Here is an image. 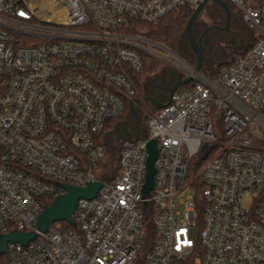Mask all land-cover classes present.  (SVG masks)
Wrapping results in <instances>:
<instances>
[{
  "label": "built area",
  "instance_id": "obj_1",
  "mask_svg": "<svg viewBox=\"0 0 264 264\" xmlns=\"http://www.w3.org/2000/svg\"><path fill=\"white\" fill-rule=\"evenodd\" d=\"M202 1L0 0V234H36L8 242L0 264H264V0H227L255 32L217 75L170 60L194 81L164 106L131 75L143 53L166 59L131 26ZM129 102L139 135L129 124L116 140ZM91 181L74 225L37 228L60 183Z\"/></svg>",
  "mask_w": 264,
  "mask_h": 264
},
{
  "label": "water",
  "instance_id": "obj_2",
  "mask_svg": "<svg viewBox=\"0 0 264 264\" xmlns=\"http://www.w3.org/2000/svg\"><path fill=\"white\" fill-rule=\"evenodd\" d=\"M209 0H204L199 3L191 12L190 16L188 17L184 28L179 36L178 43L186 37L194 56L196 57V63L193 69L197 72L202 71L203 66V47L200 45L199 40L194 38L192 33V24L194 20L199 15L200 11L204 8L205 4ZM217 6L223 8L228 13V5L225 0H211ZM191 65V64H190ZM172 74L176 75V78L172 83H170L164 90L166 94L165 101H158L153 98L152 95L146 94L144 96L145 100L150 101L156 108H160L165 104L170 102V97L172 93L178 89L179 87L187 84L192 80V76L187 75L183 76L181 72L174 71L173 69L167 67ZM129 108V115L132 117L134 123L131 125V129L135 132L136 137L139 135L141 119H140V112L137 107L132 105L131 102L128 103ZM126 121H117L112 128V134L118 139H130V133L128 131ZM111 147L114 148L115 146L111 144ZM209 147V145H207ZM147 157L145 162V182L143 185V193L145 195L149 194L150 189L153 186V175L155 172L154 161L157 156V148L155 145V140L150 139L146 145ZM205 153L201 154V157H204ZM59 186L62 188L63 192L54 196L53 201L50 205L45 206L41 213L37 218V228L40 231H45L49 225V223L54 221H66L70 225H74V221L72 219V213L76 207L77 200L79 198H92L94 197L95 193L97 192L100 182L99 181H91L87 183L85 186H71L67 184L60 183ZM34 232H21L17 230H12L4 234H0V253H2L6 249V244L8 242H19L23 245H26L28 241L32 240L35 237Z\"/></svg>",
  "mask_w": 264,
  "mask_h": 264
},
{
  "label": "flooded vegetation",
  "instance_id": "obj_3",
  "mask_svg": "<svg viewBox=\"0 0 264 264\" xmlns=\"http://www.w3.org/2000/svg\"><path fill=\"white\" fill-rule=\"evenodd\" d=\"M225 1L228 5V13L223 8L214 4V11L212 14L204 13V16L202 14V11L204 10L203 8L192 24V33L194 38L199 40L200 45L203 47V65L209 57L210 61L213 62L215 58H219V55H227L228 52L226 47L235 43L237 38H239L238 30L243 27L247 28L245 24L239 23L240 21H238V19H241V17L234 5L227 0ZM200 14L203 16H200ZM199 17H204V20H200ZM178 40L179 37L177 38L175 44L178 51L183 54L194 55L186 37H184L179 43ZM175 78L176 75L172 74V72L167 68H164V72L162 74L152 78H147L142 92L143 97L148 94L152 95L153 98L158 101H165L166 94L164 90L174 81ZM146 101L149 106L155 107L150 101ZM126 123L127 125L134 123L131 116Z\"/></svg>",
  "mask_w": 264,
  "mask_h": 264
},
{
  "label": "rangeland",
  "instance_id": "obj_4",
  "mask_svg": "<svg viewBox=\"0 0 264 264\" xmlns=\"http://www.w3.org/2000/svg\"><path fill=\"white\" fill-rule=\"evenodd\" d=\"M246 3L248 4H254L253 0H244ZM214 3L209 0L207 2V4L204 6V10L202 11V14L205 16L204 13H208V14H212L214 11ZM200 14V16L202 15ZM202 15V16H203ZM177 18V14L173 13L172 19H176ZM200 18V17H199ZM204 17L200 18V20H204ZM238 21H240L239 23L244 24L242 22L241 19H238ZM237 23V22H234ZM239 38H237L235 43H232L231 45H229V47L227 46V55L226 54H221L219 55V58H215L213 62L210 61V57L208 59H206V61L204 62L203 65V69L202 71L204 72V74L207 75H211V76H215L217 75L218 72V67L221 66L223 63L227 62V60H229L236 52H239L241 50H244L246 47L249 46V44L251 43L254 34L252 32H255V30L253 29L252 31L247 27H243L240 28L239 30ZM142 35V34H141ZM144 37H146L145 35H142ZM180 36V35H179ZM149 41L148 42H143V45L152 50L153 52H155L156 54L162 56L163 58H166L164 60H160L154 56L148 55V54H144V67L146 66H151L149 69H147L141 76L140 81L142 82V86L138 87L140 92H143L144 90V83L146 82L147 78H152L155 76H158L160 74H162L164 72V68H171V69H175L174 67H172L170 65V63H172L170 60H173L174 62H178V61H185L189 64H191L192 66L195 65L196 63V57L192 54H183L180 51L177 50V48L174 47H168L165 46L164 44L155 41L149 37H146ZM176 58V59H174ZM155 65H154V64ZM175 71V70H174ZM181 90L183 89L182 87L180 88ZM65 227V226H64Z\"/></svg>",
  "mask_w": 264,
  "mask_h": 264
},
{
  "label": "trees",
  "instance_id": "obj_5",
  "mask_svg": "<svg viewBox=\"0 0 264 264\" xmlns=\"http://www.w3.org/2000/svg\"><path fill=\"white\" fill-rule=\"evenodd\" d=\"M257 4V1H256ZM193 9L189 8L188 6H183L179 8L178 10H175L168 15H165L158 19L154 23H145L141 21H136L131 28L129 29L130 32L138 33L145 35L146 37H149L155 41H158L165 46L168 47H174L177 41V38L181 34L184 25L190 16ZM173 13L177 14V18L174 20L172 19ZM250 45V44H249ZM249 47V46H248ZM248 47H246L244 50H241L239 52H236L231 58H233L238 53H244ZM230 58V59H231ZM228 61V60H227ZM154 64V63H153ZM155 65V64H154ZM152 66V65H151ZM151 66H143L142 70L138 74H131L134 78L135 82L137 83L138 87L142 86V82L140 81V78L142 74L149 69ZM220 66L218 67L219 70ZM218 73V72H217ZM194 80H191L187 84H185L184 87H190L192 85ZM143 88V87H141ZM55 196V195H54ZM54 196L49 197L44 201V206H48L53 201ZM62 226L68 227L69 224L66 221H61Z\"/></svg>",
  "mask_w": 264,
  "mask_h": 264
},
{
  "label": "crops",
  "instance_id": "obj_6",
  "mask_svg": "<svg viewBox=\"0 0 264 264\" xmlns=\"http://www.w3.org/2000/svg\"><path fill=\"white\" fill-rule=\"evenodd\" d=\"M252 31V30H251ZM253 33V32H252ZM202 73H204L203 71H201ZM207 75V74H206ZM209 76V75H208ZM211 76V75H210Z\"/></svg>",
  "mask_w": 264,
  "mask_h": 264
}]
</instances>
